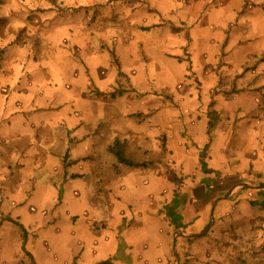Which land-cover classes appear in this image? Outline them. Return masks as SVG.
<instances>
[{"label": "crops", "instance_id": "0c3cea01", "mask_svg": "<svg viewBox=\"0 0 264 264\" xmlns=\"http://www.w3.org/2000/svg\"><path fill=\"white\" fill-rule=\"evenodd\" d=\"M150 1L162 16L171 18V15L176 14L179 17L184 15L186 18L198 19L199 16L212 12L208 9V4L213 0L200 7L194 0H185L184 4L182 0ZM78 8L79 10L70 13L77 12L78 18L73 20L78 21V24L82 20V25H85V13L82 12L81 5ZM72 26L77 28L75 24ZM205 26L209 27L210 23L208 26L201 25ZM69 27V23L52 24L51 28L55 32L54 39H51L54 41L53 46L61 44L63 32H69ZM154 42L158 46L165 45L160 37ZM210 42L206 40V43L200 45L209 49ZM193 45L198 46L197 43ZM12 53L13 51H7L4 55L6 68L7 61L12 59ZM66 57L55 55L31 72L30 92L34 95L37 89L45 90L39 94L40 97L37 96V100L35 98V103L29 100L22 102V96L25 97L28 93L21 91V94L19 91L22 87L28 88L22 72H18L17 68L15 72H0V224L2 227L11 225L14 228L10 236L7 231L0 233V244H4L3 239L14 240V249L11 246L2 247L0 264H100L109 261L112 264H170L175 251L174 241L171 242L170 237L176 225L164 213L165 207L176 202L183 194L188 196L182 217L175 222L183 235L180 238L184 240L205 236L210 228L213 210L214 224L217 225L223 219V214L239 194L235 190L229 198H223L221 193L228 188L217 190L216 182H241L238 178L231 180L233 173L237 177L241 173H250L252 166L248 157H244L239 165L232 160V157H236L237 146L242 143L241 137L248 138L249 135L248 131L241 130L237 134L238 125L245 127L251 122V119L245 118L247 114L240 118L236 112L256 110V105L252 108L241 106V109L240 106L231 105L225 109L215 103L214 110L221 117L219 122L216 119V126L210 131V119L204 114L202 120H198L199 140L197 138L195 141L197 148L188 149L181 142L160 139V132L165 131L168 125L167 115L161 112V106L154 120L150 117L134 120L127 119L124 115L126 106L118 105L114 114H109V117L105 115L107 126L104 127L102 102L94 97L87 98L90 89L86 65ZM134 57L135 59L119 57V64L121 73L124 71L125 76L139 80L145 77L147 70L136 53ZM162 58L167 61L165 57ZM156 59L157 57L153 61L157 64ZM13 60L16 66L21 65L16 55ZM85 62L93 77L101 79L96 58ZM159 70L157 67V71ZM208 79L212 81H207ZM219 79L216 75L208 77L203 87L214 90V93L220 86ZM232 79V88L240 90L248 86L244 81L235 80L236 75ZM47 93L52 97L58 94L66 98L58 101L62 104L51 105V101L44 97ZM72 95L79 96V101L72 102ZM54 99L55 97L52 101ZM143 107L147 110L150 108L145 103ZM259 121L260 126L264 125L262 120ZM116 138L127 142L128 147H134L128 150L130 154L135 153L131 156L143 160L154 159H150V162L163 160L166 156L164 147L170 148L178 160V176L167 173L163 165L156 164H146L142 168L125 165H120L117 169L114 166L104 168V149L112 155L108 149ZM151 140L155 142L154 147L147 145ZM201 143L205 148L209 145L207 151L210 163L217 174L201 171L192 173L193 157L197 166L200 156L198 153L203 152L204 146ZM112 156L107 158H111L110 163L115 164L116 158ZM261 158L262 156L254 164V176L264 174ZM147 159L146 162L149 161ZM220 177L221 182L216 181ZM180 178H183L182 183L178 181ZM258 193L256 196L261 198ZM44 206L50 208L42 210V218H31L30 223L35 225L43 221V215H49L44 222L53 226L61 222L60 229L67 234L71 247L58 252L57 257L47 254L43 246L37 251L38 238L35 240L29 234H25L24 247L18 248L20 238L27 232L25 223L29 222L23 218L22 209H40ZM14 208L21 210L13 214ZM60 210L63 211V217L55 214ZM62 222L64 226L61 225ZM177 245L179 247L181 243L177 242ZM121 251L124 258L120 261L115 258Z\"/></svg>", "mask_w": 264, "mask_h": 264}, {"label": "rangeland", "instance_id": "374dc122", "mask_svg": "<svg viewBox=\"0 0 264 264\" xmlns=\"http://www.w3.org/2000/svg\"><path fill=\"white\" fill-rule=\"evenodd\" d=\"M194 1L200 7L212 0ZM182 2L184 4L185 0ZM79 5L85 13V25H82V20L79 24L73 20L78 18L77 12L70 13L79 10ZM208 6L212 12L209 11L195 19L186 18L184 15L179 17L176 14L171 15V18L162 16L150 0H0V72H15V68L22 72L25 80L23 81L28 82V88L22 87L19 90L21 94L28 92L25 97L22 96V102L29 100L35 103L37 96L40 97L39 94L45 92L40 89H37L34 95L30 92V74L36 67H41L45 60H51L55 55L82 62L86 65L90 89L87 98L94 97L102 102L104 127L107 126L106 116L114 114L118 105L126 106L124 115L127 119L134 120L149 117L154 120L161 106V112L167 115L168 125L165 131L160 132V139L181 142L188 149L197 148L195 141L199 136L198 120H202L204 114L208 120L214 118L211 115H215L219 122L221 117L220 113L214 110L215 103L225 109L231 105L240 106V109L241 106L252 108L256 105V110H235L240 118L247 114L245 118L251 119V122L245 127L238 125L237 134L241 130L248 131L249 135L248 138L241 137L242 143L237 146L236 157H232V160L239 165L244 157H248L252 165L251 172L241 173L238 177L233 173L231 180L241 179V182L236 184L216 182L217 190L238 187L239 195L217 225L210 223L209 231L203 238L184 240L180 238L183 236L180 230L174 229L170 240L173 242L176 239V247L169 263L178 264L179 261V264H264V188L256 189L257 186H264V174L254 176L253 173L254 164L261 156L260 161L264 164V125L260 126L259 121L264 123V0H213ZM157 20L159 23H156ZM54 23L70 24V31L63 32L62 42L58 46H53L54 41L51 40L54 39L55 32L51 28ZM208 23L209 27H201L204 24L208 26ZM74 24L76 29L72 26ZM159 37L165 45H156L154 41ZM206 40L211 41L209 49L200 45L206 43ZM7 51H13V55L11 61H7L6 68L4 55ZM135 53L147 70L145 77L139 80L125 76L124 71L121 73L119 64V57L135 59ZM15 55L17 61H21L19 67L14 64ZM155 57L157 64L153 61ZM91 58H96L99 63L101 79L94 78L87 67L85 61L89 62ZM215 75L220 77V86L213 93L214 90H207L203 86L206 78H213ZM235 75V80L244 81L248 86L240 90L232 88L231 81ZM44 97L51 101V105L62 104L58 101H64L66 98L54 94L55 99L52 101L53 97L49 93ZM70 99L72 102H78L79 96L72 95ZM144 103L150 107L149 110L143 107ZM52 107L55 109V106ZM147 145L154 147L155 142L151 140ZM202 145L204 147L203 152L198 153V165H195V157L192 162L189 161L192 163V173L201 171L217 174L210 163L207 151L209 145L207 148ZM129 147L128 150L134 149L133 146ZM164 151L166 156L161 161L150 162L152 158H144L149 160L146 162L141 158H134L140 163L163 165L167 173L178 176L175 152L166 147ZM109 156L112 155L104 149V168L114 166L117 169L121 164L117 159H114L115 164L110 163L111 158H107ZM220 179L221 177L216 181ZM182 180L183 178H180L178 181L182 183ZM227 192L226 189L222 193L223 198L231 196L232 193ZM62 193L63 191L60 194ZM257 193L261 198L256 196ZM187 199L188 196L183 194L164 209L168 218L173 220L174 226H177L175 222L182 217ZM49 208L44 206L40 209H22L23 218L29 221L25 223L28 233L24 232L18 248L24 247L25 234L35 240L38 238L37 251L43 246L46 253L54 257H57L58 252L71 247L67 234L60 229L61 222L53 226L44 222L49 215H43V221L35 225L30 223L31 218H42V210ZM20 210L14 208L13 214ZM214 212L215 210L213 215ZM55 214L63 217L61 210ZM61 225L64 226V223ZM13 229L11 225L2 227L0 224V233L7 231L10 236ZM177 242L181 243L179 247ZM2 243L4 244H0V251L4 246L14 249L13 239H3ZM123 258L124 253L121 251L115 259L121 261ZM56 263L59 262L50 264Z\"/></svg>", "mask_w": 264, "mask_h": 264}, {"label": "trees", "instance_id": "16d2710c", "mask_svg": "<svg viewBox=\"0 0 264 264\" xmlns=\"http://www.w3.org/2000/svg\"><path fill=\"white\" fill-rule=\"evenodd\" d=\"M214 116L210 118V125H209V129L210 131L214 129V127L216 126V118L215 115H211ZM108 151L117 159L118 163L121 165H125L131 168H142L147 166L146 163H140L138 161H135V158L133 156H129V151H128V143L125 141H121L119 138H116L114 140V143L109 147ZM133 157V158H132ZM172 217V216H171ZM172 224L174 223L173 220ZM177 228V226H176ZM104 264H111V262H106Z\"/></svg>", "mask_w": 264, "mask_h": 264}, {"label": "water", "instance_id": "95a60500", "mask_svg": "<svg viewBox=\"0 0 264 264\" xmlns=\"http://www.w3.org/2000/svg\"><path fill=\"white\" fill-rule=\"evenodd\" d=\"M241 187V186H240ZM239 187V188H240ZM251 188H253V187H251ZM251 188H248V189H251ZM262 188H264V186H257L256 187V189H262ZM235 190H238V187H232V188H228L227 189V193H233V191H235ZM226 191V190H225ZM224 192V191H223ZM222 192V193H223ZM222 193H221V195H222ZM213 221V215H212V217H211V222ZM176 247V239L174 240V248ZM100 264H104V263H100ZM112 264V263H111ZM178 264H179V261H178Z\"/></svg>", "mask_w": 264, "mask_h": 264}]
</instances>
